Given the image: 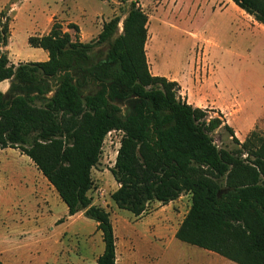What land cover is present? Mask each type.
Here are the masks:
<instances>
[{
    "label": "trees",
    "instance_id": "trees-1",
    "mask_svg": "<svg viewBox=\"0 0 264 264\" xmlns=\"http://www.w3.org/2000/svg\"><path fill=\"white\" fill-rule=\"evenodd\" d=\"M125 1L120 33L119 16L103 22L90 42L78 39L75 24H68L73 35L54 21L48 33L27 39L48 59L17 64L6 49L11 17L0 11V81L10 82L0 91V148L27 155L68 216L82 212L96 222L103 243L96 264H116L111 206L94 204L89 194L112 130L122 132L109 169L118 185L109 199L118 209L140 216L153 201L167 204L188 193L177 240L237 264H264V136L250 130L240 142L221 112L188 103L176 80L152 74L147 16L137 0ZM231 1L264 23V0ZM101 44H107L103 56L94 51ZM220 127L237 149L217 147L211 134Z\"/></svg>",
    "mask_w": 264,
    "mask_h": 264
},
{
    "label": "rangeland",
    "instance_id": "rangeland-1",
    "mask_svg": "<svg viewBox=\"0 0 264 264\" xmlns=\"http://www.w3.org/2000/svg\"><path fill=\"white\" fill-rule=\"evenodd\" d=\"M1 3L11 17V46L23 53L33 48L28 44L26 34L45 24L52 10L60 11L68 6L65 12L78 23H84L83 34H80L81 30L77 32L78 39L90 42L97 38L103 22L113 16L120 17L116 31L120 33L129 6V1L125 0H0ZM137 3L148 19L145 55L149 71L167 75L168 79L172 76L187 78L192 86L193 83L200 86L211 82L207 84L205 94L200 93L201 98L194 103L207 108L212 115L221 112L240 142L250 130L264 136V23L256 21L231 0H137ZM70 23L74 24L68 22L62 27L74 35L76 30L68 27ZM94 51L105 55L107 44L95 47ZM215 89H218L217 93ZM121 135L119 130L105 135L99 161L92 169L94 186L89 194L94 204L106 208L111 206L109 194L115 189L116 183L109 169L114 164ZM211 135L218 148L235 150L239 147L222 127ZM28 137L33 139L35 132L29 133ZM36 174L37 169L27 155L15 148L0 150V256H13V260L21 264H51L47 257L51 247L54 245L59 252L61 244L50 243L64 232L67 233L63 242L71 249V256L77 248L87 252L93 248L92 242L98 249L102 248L96 222L84 215H76L67 221L66 204L58 195L55 198L48 193V202L41 201L36 206L34 191L40 189ZM41 190V193L45 192ZM189 201L183 197L182 204L176 207L178 212L174 213L171 207L165 209L164 218L170 219H164L160 234L166 242L181 243L174 237L173 230L185 215ZM113 206L109 216L115 229L118 252H121L132 236V225L137 232L141 225L132 222L136 219L131 212ZM151 211L149 205L148 212ZM59 219L64 223L56 224ZM183 244L196 248V253L190 251L187 264H237L226 259L218 263L214 253ZM146 249L144 243H137L135 264L143 263ZM64 259L65 256L62 261ZM120 260L119 257L118 262Z\"/></svg>",
    "mask_w": 264,
    "mask_h": 264
},
{
    "label": "crops",
    "instance_id": "crops-1",
    "mask_svg": "<svg viewBox=\"0 0 264 264\" xmlns=\"http://www.w3.org/2000/svg\"><path fill=\"white\" fill-rule=\"evenodd\" d=\"M4 7H5L4 3H1L0 4V11L3 10ZM65 8H68V6L64 7L63 9L61 8L60 11H58L56 9L52 10L48 15L45 24H43L38 30H34L33 33H27L26 34L27 39L29 36H32V35L40 36V35L48 33L49 29L51 28L52 23L54 22V19L60 20L59 23L61 25L64 23L73 22L77 26V29L79 31L81 30L80 34L82 35L83 34L82 33L83 32L82 26L84 25V23L80 24L77 21H75L67 12H65ZM79 31H77V32H79ZM11 37L12 36L10 34L8 44L6 46L7 55H8V59L10 62L17 64L18 61L19 62L46 61L48 59V53L39 47H33L31 50H28L27 52H24V53L22 51L17 50V49H13L11 46ZM154 75H156V74H154ZM159 75H163V74H159ZM165 76H167V75H165ZM169 79H173V80H176L179 82L180 93H181L180 95H182L184 98H186L188 103H191L192 105L197 106V107H201L200 105H198L197 103H194V102H197L198 99L201 98L199 95L200 93L205 94V92L208 90L207 84L208 85L211 84L210 81H209L210 83H207V82L202 83L200 86H198L197 84L194 85V83H193V86H192V83H189V79L184 78V77L179 78V77L172 76V78H169ZM9 84H10L9 80L0 81V91L3 93L8 91L7 89L9 87ZM217 91H218V89L214 90V92H216V93H217ZM211 95L215 96L216 94L215 95L211 94ZM190 99H192V100H190ZM237 125L239 126V122H237ZM245 126L246 125L244 124V126H243L244 135L246 133V127ZM244 135H242V136H244ZM3 149H12V148H10V147H6V148H2V149L0 148V150H3ZM15 149H17V148H15ZM36 177L40 180L38 182L40 185V189L38 191H34V198L33 199H34V203L36 204V206H39L41 201L48 202L47 201L48 193L51 194L55 198L58 197L57 192L54 190L52 185L47 181V179L42 175V173L38 169H37ZM114 183H116V182L114 181ZM117 186L118 185L116 183L115 189L117 188ZM41 189H44L45 192L41 193V191H43ZM183 197H187L190 200V194L185 193V194L180 195L177 199H175V200H173L167 204H161L158 201H153L150 204L152 206V211L150 213L148 212L147 214L140 215V216H134L133 215V217L136 220L132 221V222H134L135 224L140 223L141 230L139 232H137L134 225H132V227H131V230H132L131 235L132 236H130L128 238L127 244L125 245L126 248H124V251L118 252L117 237L115 234V229L113 227L114 235L116 237V241H115V243H116V246H115L116 247V249H115L116 264H135L136 262L134 261V258H135L134 251H135V247H136L137 243H139L140 241L142 242V244L144 243L147 247V249L144 252V258L145 259H144L142 264H181V263L187 264L189 262L188 260L190 259V257H189L190 251L196 253V248L191 249L188 246H186L185 244H183L184 242H181V243L169 242L168 243L163 238V236H162L163 234H160V231H161L160 229L165 224L164 219H170V217L164 218L165 215H163V214L166 213L165 209L171 207L173 209L174 213L178 212L176 207H177V205L182 204ZM109 201L111 203L110 204L111 207H114L113 206L114 203L111 200H109ZM93 203H95V202L93 201ZM189 206H190V203H189ZM189 206H188V208H189ZM188 208H187V210H188ZM66 209H67V206H66ZM167 213H169L168 210H167ZM76 215L77 216L83 215V213L78 212V213H75L74 215L68 216L67 221L72 220ZM181 220L179 221L178 225L174 228L173 235L175 234L176 229L179 226ZM167 222L171 223L168 220H167ZM58 223L61 224L64 222H58L57 221L56 224H58ZM66 233L67 232H64L60 238L58 235V237H55V240H53V242L50 243V245H52L57 241V243L55 245H57L59 243L61 244V248H60L59 252H57V249L53 247L54 245H52L51 250L49 252V256H47L48 258H50L51 264H96V259L102 253L103 246H102V248L98 249V246L97 245L95 246V244L92 242L93 248L88 249L87 252H85V253L83 251H80V249L77 248V250H75V253H74L75 255L71 256V254H70L71 249H69L68 244L63 242V236ZM99 235L101 237V233ZM188 245H190V244H188ZM193 246H195V245H193ZM204 250L205 249H203L202 251H204ZM205 251H208V250H205ZM209 252L217 255L215 260L218 263H222L223 261H226V260L228 261V259L218 255L215 252H212V251H209ZM63 256L66 257V260L64 259L62 261ZM1 257L5 258V259H2ZM119 257L121 258L120 262H118ZM14 258L15 257L9 256V255L8 256H6V255L0 256L1 261L4 264H21L19 262H16V260H13Z\"/></svg>",
    "mask_w": 264,
    "mask_h": 264
}]
</instances>
